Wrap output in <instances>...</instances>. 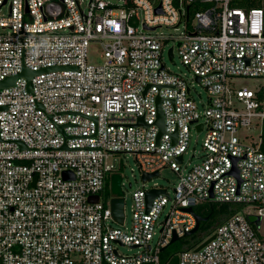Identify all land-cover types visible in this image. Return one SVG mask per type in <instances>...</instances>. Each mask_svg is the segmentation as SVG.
Instances as JSON below:
<instances>
[{
    "label": "built area",
    "instance_id": "built-area-1",
    "mask_svg": "<svg viewBox=\"0 0 264 264\" xmlns=\"http://www.w3.org/2000/svg\"><path fill=\"white\" fill-rule=\"evenodd\" d=\"M230 1L0 0V81L15 77L0 89V264H160L209 204L240 208L203 247L179 251L177 264H264V235L246 213L253 207L262 225L264 153L242 133L264 128V0L249 9ZM181 24L170 58L176 49L206 90L202 110L163 62L169 38L156 30ZM90 47L100 62H88ZM202 132L203 152L183 166L192 133ZM116 154L134 156L141 176L165 167L178 176L171 195L144 188L156 176L142 179L130 226L124 193L122 223L116 195L101 199ZM152 189L164 193L148 208ZM122 246L138 249L125 255Z\"/></svg>",
    "mask_w": 264,
    "mask_h": 264
},
{
    "label": "rangeland",
    "instance_id": "rangeland-1",
    "mask_svg": "<svg viewBox=\"0 0 264 264\" xmlns=\"http://www.w3.org/2000/svg\"><path fill=\"white\" fill-rule=\"evenodd\" d=\"M112 3H117V0H108ZM82 7L85 6L86 0H82ZM7 8L4 7L0 10V15L5 14ZM181 24L178 29H172V28H166L161 27L156 30V33L162 34L164 37L169 38L167 40V46L165 49V52L163 53V62L166 66V68L172 72H176L187 79V81L191 84V97L196 102L198 108L200 110L203 109V107L207 104V93L206 90L198 84V82L194 79L192 76V72L182 64L180 57L178 56V53L176 49L173 52L172 58H169L167 54V50L171 45H176L174 41L172 40L173 37L178 36L182 31H184V28ZM88 62L90 63H98L100 62L99 53L95 50V48H89V55H88ZM235 83L240 87H247V88H254L256 84V80L253 78H234ZM262 132V129L260 126L256 125L253 128L250 129H243L242 133L247 135L246 141H259L260 140V133ZM204 133H192V138L190 142V146L188 149L187 154L184 156V162L183 166L189 167L190 164L196 162L198 160V156L201 155L203 152V149L201 147L202 139H203ZM195 154V158H191V154ZM111 163L114 165L115 171L119 173L122 177L123 182V193L125 194V216H126V226H130L131 224V207H132V198L131 194L133 191L142 188V178L141 173L138 168L137 162L134 158V156L130 154H116L112 156ZM178 181L177 174L171 170L169 167L163 168L159 175L153 178L151 181H149L144 188H147L148 186H151L152 184L156 183L159 186L166 189V192L171 195L172 189L176 182ZM128 183H131V186H129ZM111 196V190H110V181L107 185V188L105 191L101 194V199L105 200ZM255 209L253 207H249L246 209L247 214L254 213ZM115 225V224H114ZM257 229V228H256ZM259 234L264 235V217L262 218V225L259 229H257ZM138 248H128L126 246L119 247V252L123 253L125 255H131L137 252Z\"/></svg>",
    "mask_w": 264,
    "mask_h": 264
},
{
    "label": "trees",
    "instance_id": "trees-1",
    "mask_svg": "<svg viewBox=\"0 0 264 264\" xmlns=\"http://www.w3.org/2000/svg\"><path fill=\"white\" fill-rule=\"evenodd\" d=\"M262 0H231L230 5L238 8H255L259 7ZM206 4H195V9H202ZM260 150L264 153V128L260 135ZM106 184V188H107ZM240 206L232 204H209L204 208L195 210L201 216H207L206 221L200 223L198 231L192 235L184 236L179 240L168 244L160 252V264H177V254L184 249H191L203 242L213 230L223 223L231 214L239 210Z\"/></svg>",
    "mask_w": 264,
    "mask_h": 264
},
{
    "label": "water",
    "instance_id": "water-1",
    "mask_svg": "<svg viewBox=\"0 0 264 264\" xmlns=\"http://www.w3.org/2000/svg\"><path fill=\"white\" fill-rule=\"evenodd\" d=\"M155 11L159 12L160 8H156ZM145 29L146 30H154L155 27H151V28L145 27ZM171 53H172V47L169 48V51H168L169 58L171 57ZM20 75L26 77L29 80L32 77V75H34V72L28 71L26 69H23L22 72L20 73ZM14 80H15V77H10V78H7L5 80L0 81V89L3 88V87H7V86L12 85L14 83ZM28 89H30V83H28ZM157 105H158V108H159V100H157ZM157 124H158V126L160 128V132H161L163 130V116H162V113H161L160 109L158 110ZM175 137H176V133L174 134V138ZM177 160L180 161L181 160V156H178ZM63 175H64V177L68 176L66 172H64ZM158 175H159V172H155V173H152V174H142L141 177H142L143 180H146V179H149L151 177L158 176ZM120 180H121L120 174H118V173L112 174L111 175V179H110V190H111L112 194L116 195L115 197H113L111 199L112 215H113V217L115 218L116 221H118L119 223H122L123 216H124V214H123V202H124V199L122 197L123 192H122V190L120 188ZM160 193H164V190L163 189H152L146 194V202H147V207L148 208H149L150 203L153 200V198L156 197ZM97 199H98V197L94 196V198H92L91 201L92 202H96ZM207 219H208L207 216L204 217V216H201V215H196V225L194 226L193 229H191L189 231H186L184 235L185 236H189V235H192V234L196 233L198 231L199 227H200V223L202 221H206ZM247 219L249 220L250 223L254 224L257 229L260 228V226H261V216L260 215L247 214ZM211 238L212 237L204 240L202 243H200L195 248V250H198L201 247H203L205 244L208 243V241H210ZM177 240H179V237L174 235L172 237L170 243H173V242H175Z\"/></svg>",
    "mask_w": 264,
    "mask_h": 264
}]
</instances>
